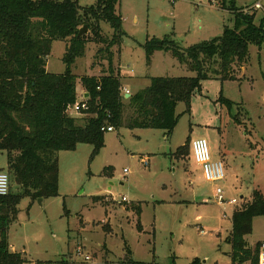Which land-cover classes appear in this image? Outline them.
Listing matches in <instances>:
<instances>
[{"label": "rangeland", "instance_id": "rangeland-1", "mask_svg": "<svg viewBox=\"0 0 264 264\" xmlns=\"http://www.w3.org/2000/svg\"><path fill=\"white\" fill-rule=\"evenodd\" d=\"M231 1L120 0L117 11L124 19L125 36L114 49V67L122 75V85H131V78L135 86L145 88L155 76H195L171 52L158 51L148 62L143 44L157 38L188 48L219 37L226 25H234V13L222 7H230ZM78 2L88 7L97 0ZM257 2L261 8H255ZM235 6L256 12V24L264 18V0H235ZM102 28L104 34L113 33L106 22ZM100 47L89 43L86 55L74 65L77 101L87 93L81 77H98L108 69L104 59H95ZM65 51V42L53 43L49 72L65 71ZM235 72V81H203L189 109L178 103V122L169 136L160 129H130L123 124L105 133V145L97 154L86 143L58 152L59 194L42 198V203L21 199L9 227L10 248L23 253L25 264H131L130 260L191 264L195 259L202 264H232L227 239L234 210L251 200L253 190L264 194V42L261 47L250 44L247 63ZM222 97L232 105L228 107ZM83 110L87 104L80 112L68 111L84 124L88 114ZM188 137L207 139L212 158L225 165L223 180H206L192 151L187 159L177 157ZM143 157L149 158V165ZM0 167L8 171L6 154L1 152ZM218 187L227 201L238 203L220 205ZM132 205L141 206L139 215ZM253 226L247 237L251 245L264 241V216L256 217Z\"/></svg>", "mask_w": 264, "mask_h": 264}, {"label": "trees", "instance_id": "trees-1", "mask_svg": "<svg viewBox=\"0 0 264 264\" xmlns=\"http://www.w3.org/2000/svg\"><path fill=\"white\" fill-rule=\"evenodd\" d=\"M119 3L97 0L94 5L81 7L78 0H0V152L6 154L14 189L0 196V264L27 262L22 252L11 250L9 227L22 198L38 200L59 194L58 152L86 143L94 146V154L99 153L105 145L104 126L160 129L169 136L178 122V103H186L189 109L205 80L235 81L236 67L248 61L250 44L261 47L264 42V18L256 24V12L237 8L232 0L230 7H222L234 13V25H226L219 37L188 48L167 39H147L143 48L148 62L157 51L171 52L196 75L151 77L150 85L125 102L122 76L114 67V49L120 48L125 36L124 19L117 11ZM103 22L112 27L111 35L104 34ZM85 25L89 33L80 37V28ZM55 41L66 43V69L62 73L47 69ZM91 42L102 45L95 59H104L108 69L98 77H81L88 93L82 101L87 104L83 113L88 114L82 124L78 116L69 114L68 107L78 99L74 65L86 55ZM222 102L228 107L233 103L224 97ZM127 109L129 115L125 116ZM190 147L188 137L176 151L177 157L187 159ZM132 208L141 213L140 205ZM259 216H264V194L255 189L251 200L234 210L227 239L232 264H258L261 242L252 246L246 237ZM191 264L202 262L195 259Z\"/></svg>", "mask_w": 264, "mask_h": 264}, {"label": "built area", "instance_id": "built-area-1", "mask_svg": "<svg viewBox=\"0 0 264 264\" xmlns=\"http://www.w3.org/2000/svg\"><path fill=\"white\" fill-rule=\"evenodd\" d=\"M255 8H261V3L257 2ZM125 94L129 93L127 88H123ZM86 98L85 96L83 97ZM69 109L80 112L83 108H86V103L82 101H77L75 104L70 105ZM68 109V110H69ZM113 126H104L102 130L104 132L114 131ZM191 151L194 156L196 163L201 166L206 180L210 182H217L225 178V165L222 160L213 159L210 153L209 144L207 139L201 137L196 138L191 141ZM142 162L145 165H149V158L143 157ZM11 189V179L10 175L5 170H0V196H6L10 193ZM216 200L220 205L223 204H236L238 201L236 199L226 200L224 197V190L222 188L216 189ZM122 201H128V199L123 196ZM86 259L90 260V257L87 256ZM258 264H264V241L259 245V261Z\"/></svg>", "mask_w": 264, "mask_h": 264}, {"label": "crops", "instance_id": "crops-1", "mask_svg": "<svg viewBox=\"0 0 264 264\" xmlns=\"http://www.w3.org/2000/svg\"><path fill=\"white\" fill-rule=\"evenodd\" d=\"M158 52V51H157ZM157 52H155V54L157 53ZM155 54L153 55V57L155 56ZM188 68V67H187ZM125 75V74H124ZM122 76V75H121ZM126 76V75H125ZM129 80H131V85L129 84H123V88H127L128 90H131V92L132 93H136L137 91H139V90H141V89H143V87H141V86H135V84H133V79L131 78V79H129ZM147 87V86H146ZM85 95H86V93H85ZM125 96H127L126 94H125ZM190 152H191V147H190ZM1 153H4V152H1ZM192 156H193V154H192ZM194 157V156H193ZM195 160V159H194ZM217 160H222V159H217ZM196 162V161H195ZM1 168V167H0ZM3 168V167H2ZM256 218V217H255ZM255 218H254V220H255ZM253 225H254V222H253ZM254 227V226H253ZM249 236V235H248ZM247 236V237H248ZM246 237V238H247ZM248 241V240H247ZM259 241H263V240H259ZM259 241H257V242H259ZM256 242V243H257ZM250 244V243H249ZM251 245V244H250ZM253 246V245H252ZM11 250H13V249H11ZM14 251V250H13Z\"/></svg>", "mask_w": 264, "mask_h": 264}, {"label": "water", "instance_id": "water-1", "mask_svg": "<svg viewBox=\"0 0 264 264\" xmlns=\"http://www.w3.org/2000/svg\"><path fill=\"white\" fill-rule=\"evenodd\" d=\"M87 32H88V27L85 25V26H83V27L80 28L79 36L81 37V36L85 35ZM126 95L127 96H131L130 93H127ZM85 96L88 97V93H86ZM38 200H39L40 203H42V200L43 199L42 198H39Z\"/></svg>", "mask_w": 264, "mask_h": 264}]
</instances>
